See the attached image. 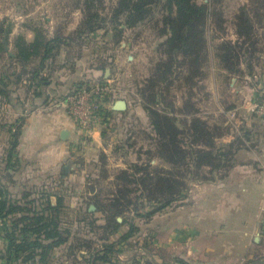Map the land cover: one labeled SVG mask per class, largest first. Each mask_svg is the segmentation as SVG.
Returning a JSON list of instances; mask_svg holds the SVG:
<instances>
[{"label":"rangeland","instance_id":"obj_1","mask_svg":"<svg viewBox=\"0 0 264 264\" xmlns=\"http://www.w3.org/2000/svg\"><path fill=\"white\" fill-rule=\"evenodd\" d=\"M157 2L151 6L149 16L141 24L128 27L125 24V15H115L119 0H0V29L3 33L6 30L12 32V29H17L15 33H18V25L24 24L31 31L36 26L49 38L56 31L69 36L88 17L86 12L89 4L93 8L92 14L97 13L101 21L100 28L93 32L86 31L81 42L82 51L87 50L91 66L99 67L100 75L80 83L83 87L97 82L108 86L107 96L103 100L104 119L98 128L100 137L93 139L80 135V140L71 146L72 155L61 163L55 173H45L47 179L25 187L24 191L20 192L19 200L11 198L12 202L21 207H34L37 211L45 207V203L47 205L46 199L55 206L57 197L63 198L61 229L70 231L67 243L69 246L76 245L77 243L73 242L75 239L78 241V238L97 241L91 223L96 219V225L103 226L105 219L96 212V203L111 197L115 176L121 170H129L136 164L147 165L149 162L153 168L164 171L170 169V165L154 158L155 132L150 117L144 110L147 102L143 96L146 93L149 95L150 92L159 91L161 97L158 100L162 105L157 106V109H163L168 115L171 113L166 108L173 107L184 113L186 105H193L190 108L197 111V118L205 121L210 129L218 125L227 129L226 135L216 140L217 146L222 147V152L236 150L238 153L248 149L251 150L253 159L250 160L244 155L241 162L255 161V164L264 166V138L257 140V137H254L260 128L261 132L264 131V127H261L264 122L261 123L258 117L250 115L243 108L245 99L250 96L247 88L251 82L245 80L248 85L244 86V80L240 76L238 82L232 84L234 78L228 77L221 70L215 58V51L211 47V36L214 34L224 36L225 41H241L236 35L234 17L248 1L195 0L198 5L211 3L212 10L218 11L220 16L208 22L207 57L202 64L203 75L189 82L185 81L188 73L186 67L175 68L171 76L163 75L170 60L161 47L168 36L163 35L166 29L163 22V4ZM216 18L223 21L221 28L217 26ZM210 29L214 30V34ZM178 57L181 60L182 56ZM241 69L244 70L242 65ZM162 77L169 81L168 87L163 83L150 88L152 82H158ZM242 86L247 87L244 89L246 98H239L241 93L235 92ZM115 100L125 101L126 109L122 112L113 111L110 106ZM175 114L178 116V112ZM236 118H239V121L235 122ZM249 118L253 119L250 124ZM187 119L190 120V117ZM236 155L228 173L236 165ZM64 166H67L66 173H63ZM257 174L264 177V168L258 170ZM192 189L193 186H190L188 195ZM176 204L179 205L176 202L172 207L178 208L174 207ZM91 205L94 206V211H89ZM162 214L163 212L151 223L135 218L132 213L125 214L124 217L136 224L141 236L150 235L151 231H154L161 233L158 236L162 240ZM126 230L125 225L120 229V233ZM102 233L101 229L97 232L99 236ZM68 245L57 250L51 264H72L75 259L70 255L77 256L75 263H83L80 252L69 251ZM138 252L136 254L139 257ZM3 253L4 250L0 251V255ZM131 255L132 252L126 254V257Z\"/></svg>","mask_w":264,"mask_h":264},{"label":"trees","instance_id":"obj_2","mask_svg":"<svg viewBox=\"0 0 264 264\" xmlns=\"http://www.w3.org/2000/svg\"><path fill=\"white\" fill-rule=\"evenodd\" d=\"M157 1L163 4L166 27L163 35L168 36L161 47L170 60L163 75L171 76L175 68L186 67L188 73L185 81L201 78L204 72L202 64L207 57L208 22L218 18L220 13L212 10L211 3L198 5L195 0H119L115 15H125V24L135 27L149 16L151 6ZM247 1L234 17L236 35L241 41H225L224 36L215 35L214 30L210 29L214 34L211 36V47L215 51V58L221 70L231 78L244 75L254 77L256 68L264 72V47L260 33L264 28V0ZM92 11L89 4L88 17L69 36L56 31L49 38L36 26L32 28L34 37L31 42L18 35L13 42L16 61L26 68L37 61V65L31 69L38 77L44 64L59 52L65 50L80 55L82 35L100 28L101 21ZM216 22L221 28L223 21L217 19ZM9 34L10 30H6L0 35V58ZM178 55L182 56L181 60ZM41 80L45 81L46 78ZM158 82H152L150 88H155V84L157 87L163 83L166 86L169 84L166 77L158 79ZM82 88L79 85L76 91ZM160 97L159 91L144 94L143 99L148 103L144 110L155 132L154 158L170 165V169L153 168L149 162L121 170L115 176L111 197L96 203V212L105 219L103 226L96 225V219L91 223L97 241L78 238L73 242L77 244L71 246L67 244L70 231L61 229L63 198L57 197L55 206L46 199L47 205L45 203V207L37 211L34 207H21L12 202L8 190L0 185V236L6 243L4 253L0 255L3 264H51L54 254L64 245H68L69 251L80 252L83 263H75L77 256L70 255L75 259L72 264H118L120 256L128 252H132L131 260L137 259V251L144 252V256H140L142 264H157L155 257L167 259L168 255L154 246L152 236L142 238L136 224L124 217L125 214L132 213L135 218L149 222L176 202L179 205L174 207L180 206L188 198L193 184L225 178L233 166L237 151L222 152V147L217 146L216 140L226 135V128L218 125L212 127L215 131H211L205 121L197 118V111L190 108L193 105H186L184 113L173 107L166 108L171 113L168 115L163 109H157L162 105L158 100ZM118 218H121V222H118ZM125 225L127 230L120 233ZM100 229L103 231L101 236L97 234ZM116 235L118 237L114 238ZM135 261L137 264L141 262ZM173 261L189 264L177 258Z\"/></svg>","mask_w":264,"mask_h":264},{"label":"crops","instance_id":"obj_3","mask_svg":"<svg viewBox=\"0 0 264 264\" xmlns=\"http://www.w3.org/2000/svg\"><path fill=\"white\" fill-rule=\"evenodd\" d=\"M16 30L8 35V50L0 58V185L11 198L19 200L25 187L47 179L45 173H55L72 155L71 146L83 134L68 114L65 100L80 83L99 76L100 68L91 66L87 50L78 56L64 50L49 59L35 77L31 68L37 61L26 68L16 61L13 49L18 35L31 42L33 32L24 24L18 25V33ZM261 36L264 47V28ZM255 70L253 80L242 77L244 86L248 85L245 80L251 82L249 88L242 86L235 91L241 93L239 98H246L244 89H249L245 109L256 99V89L264 87L263 70ZM248 120L250 124L253 119ZM63 130L69 132L65 141L60 138ZM260 130L254 135L257 140L264 138ZM97 137L99 129L92 136ZM244 155L253 159L251 150L239 151L235 167L225 178L193 184L178 208L163 211L162 240L158 236L161 233L147 234L154 246L168 255L165 260L155 257L157 264H177L174 258L189 264H264V177L257 174L264 166L255 161L241 162ZM159 215L149 222H155ZM5 245L0 236V251ZM128 253L120 256L118 264L143 263L140 256L144 252L139 251L135 260L126 257Z\"/></svg>","mask_w":264,"mask_h":264},{"label":"built area","instance_id":"obj_4","mask_svg":"<svg viewBox=\"0 0 264 264\" xmlns=\"http://www.w3.org/2000/svg\"><path fill=\"white\" fill-rule=\"evenodd\" d=\"M108 81V80H107ZM108 86L97 82L67 95L65 104L76 128L85 136H93L104 119L103 100ZM256 99L246 108L247 113L264 119V87L256 89Z\"/></svg>","mask_w":264,"mask_h":264},{"label":"water","instance_id":"obj_5","mask_svg":"<svg viewBox=\"0 0 264 264\" xmlns=\"http://www.w3.org/2000/svg\"><path fill=\"white\" fill-rule=\"evenodd\" d=\"M0 33H3L2 29H0ZM4 45H5V49L8 50L7 42H4ZM125 109H126V102L123 100H117L112 106V110L115 112H122ZM68 137H69V132L67 130H63L60 134V138L65 141L66 139H68ZM66 169L67 166H64L63 173H66ZM94 210H95L94 206L91 205L89 207V211H94ZM118 222H121L120 218H118Z\"/></svg>","mask_w":264,"mask_h":264}]
</instances>
